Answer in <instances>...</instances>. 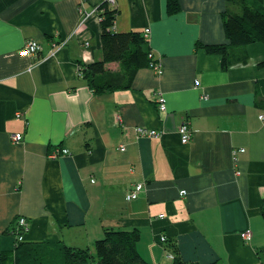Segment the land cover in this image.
<instances>
[{"label": "crops", "instance_id": "crops-1", "mask_svg": "<svg viewBox=\"0 0 264 264\" xmlns=\"http://www.w3.org/2000/svg\"><path fill=\"white\" fill-rule=\"evenodd\" d=\"M244 1L264 13V0ZM178 3L116 0L111 31L140 33L163 74L138 68L129 86L97 92L83 71L104 60L106 0H0V252L22 217L26 242L86 249L108 229L138 230L149 263H171V246L197 264L263 261L264 41L227 35L238 0ZM30 41L39 54L21 57ZM106 68L115 82L125 73ZM56 148L69 154L51 159Z\"/></svg>", "mask_w": 264, "mask_h": 264}, {"label": "trees", "instance_id": "trees-1", "mask_svg": "<svg viewBox=\"0 0 264 264\" xmlns=\"http://www.w3.org/2000/svg\"><path fill=\"white\" fill-rule=\"evenodd\" d=\"M241 3L240 0H238ZM106 5V4H105ZM242 13H229L226 22L227 35L236 44L264 41V13L249 6L242 0ZM178 0H168L169 12L179 9ZM103 10L102 40L104 60L89 65L83 71L84 78L97 92L115 90L129 86L131 75L138 68L151 66L148 55V42L140 33H115L111 31L116 18V9L106 5ZM212 48V46H206ZM225 51L224 47L215 50ZM117 62L125 73L116 75L112 80L106 68L107 63ZM100 76V78H98ZM113 82V83H112ZM264 217V206L262 208ZM15 231L16 236L20 234ZM138 230L108 229L104 237L95 242L92 248L70 247L63 242L32 243L18 241L13 251L0 252V264H154L147 262L138 251L140 241ZM175 254L168 264H197L186 262L174 246ZM264 255V249L261 252ZM211 264H218V261Z\"/></svg>", "mask_w": 264, "mask_h": 264}, {"label": "built area", "instance_id": "built-area-1", "mask_svg": "<svg viewBox=\"0 0 264 264\" xmlns=\"http://www.w3.org/2000/svg\"><path fill=\"white\" fill-rule=\"evenodd\" d=\"M106 2L108 3V5L110 6H114L116 0H106ZM81 9H79L80 13L82 14V17H85L87 15V13L85 12V10L80 7ZM85 22V20L83 21V23ZM81 22V24H83ZM147 35L149 34V30L146 31ZM41 47L39 46V44L35 41H30L26 44L25 48L23 50L20 51L19 55L21 57H32V56H37L40 52ZM151 58H153L152 55H150ZM152 67L157 70L159 75H162L163 72L160 70L161 67L159 66V63H154L152 65ZM196 84L198 85L199 82H196ZM158 105H159V109H161L162 112L166 111L165 108V99L162 96H159L158 100ZM17 118H22V115L20 113L17 114ZM261 119H263V116H260ZM178 132L181 136V141L183 144H188L191 141V136H192V131L190 129V126L187 122H184L178 129ZM135 134L138 138H160L161 137V133L156 131V130H151L145 127H137L135 128ZM12 140L15 143H19L23 140V136L21 134H16L12 137ZM122 150H125L124 147H122ZM240 152H244V150H240V151H235L234 155H236L237 153ZM69 151L67 149L64 148H56L51 154H50V158L51 159H57L58 157H62L65 155H68ZM143 190V185L139 184L137 186H135L134 190L127 196L128 200H136L138 198L139 193ZM185 194V191L182 192V195ZM18 232L20 229V234H18L16 237L18 239V241H24V236L25 233L28 229V223L27 220L25 218H19L18 219ZM245 238L246 240H250L251 238V234L247 233L245 234ZM162 242H167L166 237L162 238ZM169 258L173 259L174 256L171 254H169Z\"/></svg>", "mask_w": 264, "mask_h": 264}, {"label": "rangeland", "instance_id": "rangeland-1", "mask_svg": "<svg viewBox=\"0 0 264 264\" xmlns=\"http://www.w3.org/2000/svg\"><path fill=\"white\" fill-rule=\"evenodd\" d=\"M262 260H263V261H262L261 263H259V264H264V257L262 258Z\"/></svg>", "mask_w": 264, "mask_h": 264}]
</instances>
